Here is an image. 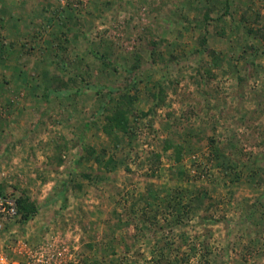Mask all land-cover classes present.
Instances as JSON below:
<instances>
[{"label": "rangeland", "instance_id": "rangeland-1", "mask_svg": "<svg viewBox=\"0 0 264 264\" xmlns=\"http://www.w3.org/2000/svg\"><path fill=\"white\" fill-rule=\"evenodd\" d=\"M132 76L134 136L114 147L101 97L75 89ZM261 160L264 0H0L3 264H264Z\"/></svg>", "mask_w": 264, "mask_h": 264}, {"label": "trees", "instance_id": "trees-1", "mask_svg": "<svg viewBox=\"0 0 264 264\" xmlns=\"http://www.w3.org/2000/svg\"><path fill=\"white\" fill-rule=\"evenodd\" d=\"M225 4L227 5V1H225ZM206 13L203 14L204 19H208L209 17V14H206ZM255 17H256V14H255ZM246 29H247V33L250 34L251 33L250 28H246ZM206 40H207L206 37L203 36L202 38L199 39V44H200V47L208 55L211 56V59L208 61H209L210 66H213L216 60L219 59L221 52H217L216 50L209 49V47L206 46ZM138 66H139V61L138 59H136L135 62L131 64L130 70L134 72ZM160 85L161 84H159L158 86L161 87ZM58 86L59 85L55 86V88L47 87L45 89L46 96L53 92L57 94H63L67 92V90L66 91L59 90ZM103 88H106V87L100 84L95 85V84H90L88 82H84L82 86L77 87L75 91L85 92L87 90H94L95 93L101 97L102 99L101 104L92 116L95 117V115H98V114L104 115V123L102 126V131L104 135L107 137L108 141L112 143V146L118 147L119 144L122 143L123 137H128L129 139H131L134 136V129L131 126V122L136 120V115L134 113L135 108H132L131 102H133L137 98V96L136 94L132 96L129 94V92L132 89L136 88V81L134 77L132 76L129 79H127L126 84L122 87L107 88L105 92H101ZM161 90L162 89H160L159 91ZM162 93H163V90H162ZM151 96L153 97V99H155L156 105H159L160 103L163 102L161 93L156 94L155 92H152ZM171 147L174 150L175 156L179 158V156L181 155V150L183 149V146H181L180 144H173L170 141H166L163 146L164 149H167V148L169 149ZM89 151H90L89 156L93 155L95 161H97L98 163L103 161V158L105 157L107 153L105 150V147H102L100 151H98L97 153L94 151V149H90ZM158 157L159 155L155 153L156 162H157ZM111 161H112L111 156H108L107 161H106L107 164L105 162L106 167H108ZM228 162H229L228 159H225V163H227L226 164L227 170L229 169L231 170V172H234V167L232 166L231 163H228ZM259 167H264V161L261 162V165H259ZM1 192L2 191L0 190V193ZM60 196H62L63 201L65 202L63 192L60 193ZM16 206H17L18 213L21 215L22 219L25 221L31 219L37 211L36 206H34L32 203H28L25 199H22V198L21 199L19 198L16 200ZM158 259L159 260L153 259L152 264H172V261H173V260H170L169 258H165V256H163L162 254H160ZM175 259L176 258H174V260Z\"/></svg>", "mask_w": 264, "mask_h": 264}, {"label": "built area", "instance_id": "built-area-1", "mask_svg": "<svg viewBox=\"0 0 264 264\" xmlns=\"http://www.w3.org/2000/svg\"><path fill=\"white\" fill-rule=\"evenodd\" d=\"M15 214V206L14 201H9L4 198L0 197V228L2 227V223L8 215L11 217ZM4 260L2 257H0V264H3Z\"/></svg>", "mask_w": 264, "mask_h": 264}]
</instances>
